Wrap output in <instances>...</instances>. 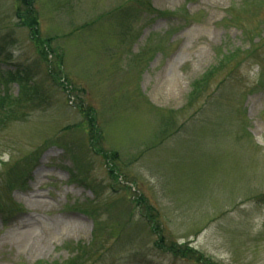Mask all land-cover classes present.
Returning a JSON list of instances; mask_svg holds the SVG:
<instances>
[{
  "label": "rangeland",
  "instance_id": "obj_1",
  "mask_svg": "<svg viewBox=\"0 0 264 264\" xmlns=\"http://www.w3.org/2000/svg\"><path fill=\"white\" fill-rule=\"evenodd\" d=\"M127 1L36 0L42 37L64 54V88L19 24L16 0H0V35L10 40L2 70L31 66L49 97L27 121L0 128V160L18 165L21 183L5 196L25 208L6 226L0 217V264L64 263L77 251L88 264H199L156 247L140 196L167 240L219 264H264V203L253 200L264 194V8L151 0L168 15L122 23ZM255 43L258 56L226 64L210 93L191 100L224 54ZM101 151L119 153L117 179Z\"/></svg>",
  "mask_w": 264,
  "mask_h": 264
},
{
  "label": "trees",
  "instance_id": "obj_2",
  "mask_svg": "<svg viewBox=\"0 0 264 264\" xmlns=\"http://www.w3.org/2000/svg\"><path fill=\"white\" fill-rule=\"evenodd\" d=\"M123 7L124 10L120 16L122 23L124 21L137 20L141 18L145 12L155 15V17L168 15L164 11L153 7L151 0H128L126 3H124ZM243 7L244 10L242 11L235 9L234 7H231V10L239 11L246 15H256L259 10L264 8V0H249V2H247ZM15 14L19 19V24L28 28L30 39L34 44L39 57L47 62V73L51 80L55 85L63 86V80H65L63 60L64 54L59 50L57 51L53 47L54 37H42L40 32V17L36 9V0H16ZM230 14L231 19H233V13L231 12ZM234 15V20L242 24L243 18L241 19L240 17H237V14L235 13ZM170 16H174V14H171ZM259 29V27H256L252 29L253 31L250 33L248 32V34L254 36L256 34L253 33L259 32ZM261 42H264V37H262ZM9 44L10 40L8 35H0V128H7L8 125L16 122L27 121L31 115V112L42 106L44 100L45 102L49 101V97L44 96V92L42 91L39 83H37L35 80L37 75L34 74L35 70L34 68L32 69L31 66L26 67L18 65L14 69L2 70V63L7 64L9 62ZM259 48V45H256L255 43L254 46H251L247 50L240 47L233 51H231V49L230 52L224 54L218 66L212 67L201 78L195 80L190 94L191 100L199 98L205 92L210 93L213 79L220 71H222L226 64L233 62L237 64L240 63L241 56L245 54V58L258 56ZM51 57L54 59L51 60ZM14 84L18 85L16 94L12 90V85ZM63 87L67 88V86ZM86 119L92 127L91 132L95 137L93 142H98V139L101 137V131L99 130L96 118L93 117L91 111L89 114L88 112L86 113ZM169 122L170 121L167 120V124ZM101 153H103V151H101ZM33 156H31V159ZM103 156L109 159L110 162H113V165L110 167V174L114 179H117L119 176L117 175V171L115 169V162L119 158V153L112 152L108 154L107 152H104ZM29 163L30 161H28V163L26 162V164ZM0 164L3 166V168L0 170V217L2 224L6 226L10 220L16 217L18 218L19 214L25 212V208L19 204L11 196V194L5 196L6 191H13L15 187L21 184L15 179L16 176H14L20 172L18 165L16 164V167H13V165L6 167L8 163L4 162L3 160H0ZM253 200L256 203H264V194H261L258 198H253ZM137 202L140 207L144 208L145 206L147 209V211L144 213V216L147 223H149L152 232L157 235L155 244L159 250L171 254L174 257L195 261L199 264H219L218 262L216 263L211 257H208L206 254H204L202 251L190 246L189 243L180 244L174 239L167 240V236L163 232V229L158 225L157 210H154L153 206L149 205L147 201L141 196L137 198ZM94 221V234L96 235V231L100 227V222L97 219H94ZM89 247L90 246H88V248ZM76 253L77 255L75 257L67 260L64 263L56 262L52 264H88L90 261V256L88 255L87 251L84 253L83 251H77Z\"/></svg>",
  "mask_w": 264,
  "mask_h": 264
}]
</instances>
